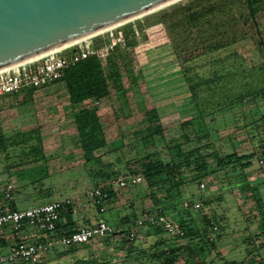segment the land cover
I'll return each mask as SVG.
<instances>
[{"label":"rangeland","instance_id":"obj_1","mask_svg":"<svg viewBox=\"0 0 264 264\" xmlns=\"http://www.w3.org/2000/svg\"><path fill=\"white\" fill-rule=\"evenodd\" d=\"M190 1L192 0H181L160 10H170ZM160 10L98 34L92 39L95 45L101 46L111 32L131 33V29L133 35L130 34V39L134 38L135 42L134 47L128 48L127 52L137 85L133 87L126 75H122L118 86L121 113L116 116L110 99L97 105L98 115L109 141L98 155H101L104 162L117 164L120 168L126 163L125 167L128 169L139 168L137 158L143 153L139 133L146 126L144 109H157L165 128V136L169 139L168 147L160 145L157 151L160 158H170L168 148L184 141L183 130L179 125L197 114L186 92L184 78L204 74L213 67L217 68L219 64L232 70L238 67V63L248 65L259 57L250 26L242 24L225 30L224 37L230 42L233 40V43L219 51L203 52L194 44L187 46L186 52L180 53L179 49L174 48L173 38L164 26L154 23V16ZM256 22L264 39V11L256 17ZM25 93L26 90H23L19 95L0 100V130L5 137H14L31 129H38L46 157V174H24L25 169L30 166L25 163L27 159L20 152L22 146L0 153L1 206L9 207L13 205L12 201L16 209L24 210L52 200L69 199L72 201L73 218L78 227L87 226V220L94 225L96 221L103 219L118 230L124 225L123 218L128 217L133 223L135 216L137 218L142 210H152L153 200H157L167 209L168 217L175 222L182 219L187 223L192 222V226L196 228L200 226L199 215L206 214L211 218L219 233L212 255L208 258L212 264H252L264 257V248L257 249L264 238L256 236L264 214V155L261 148L264 145V133L260 128L258 135L255 126L251 124V114H255L257 110L264 113L263 102L249 103L195 122L198 131L204 126L210 128L208 139L200 143V146H207L203 149V154L215 151L220 158H224L231 154L241 156L253 153L250 167H227L200 181L192 179L195 175L192 168H183L184 182L178 189H169L171 181L165 179V176L158 179L159 183L153 189H148L146 182L142 181L134 188L113 192L108 210L101 216L95 214L96 210L86 195L94 186L88 171L95 164L83 162L73 122L74 112L92 107L93 103L72 108L62 83L36 90L29 101L25 100ZM244 125L248 127H242ZM184 148L187 147L184 145ZM215 164L213 160H209L211 168ZM244 179L248 180L251 187L256 186L262 210L251 197V191L242 186ZM200 183L205 184L203 189H200ZM175 195L176 201L169 204L168 199ZM152 196L154 197L151 199ZM203 200L207 204L199 212L184 211L180 206L182 202ZM162 237L163 234L152 231L144 243L135 246L148 251L156 240H164L165 243L173 240ZM119 243L120 239L117 237L108 242L96 240L86 248L66 256L60 255L62 249H58L48 253L38 264H77L83 258L93 264H159L147 257L125 259L126 250L118 248ZM249 249L252 253L248 256Z\"/></svg>","mask_w":264,"mask_h":264},{"label":"trees","instance_id":"obj_2","mask_svg":"<svg viewBox=\"0 0 264 264\" xmlns=\"http://www.w3.org/2000/svg\"><path fill=\"white\" fill-rule=\"evenodd\" d=\"M263 11L264 0H192L187 4L161 11L154 16V23L164 26L166 32L173 38L174 48L179 49L180 53L186 52V47L194 44H196V47H200L203 52L219 51L233 43V40L230 42L228 38L224 37L226 29L233 28L238 24L250 26L251 36L256 39L255 45L259 57L248 65L238 63V67L232 70L227 69L224 64H219L217 68L213 67L204 74L184 78L186 92L197 114L194 118L179 125L183 130L182 137L184 141L168 148L171 152L170 158H160L157 151L158 146L168 147L169 144V139L165 136V128L161 123L157 109H144L143 115L146 126L139 133L143 153L137 158L138 170L125 167L128 163L120 168L117 164L104 162L101 155H98L101 150L107 147L109 141L102 120L98 115L97 105L105 99H110L111 108L118 116L121 113L120 89L118 86L121 84L122 75H126L133 87L137 85V78L132 70V63L127 52L128 48L135 45L134 38L130 39V34L133 35L132 30L130 29L131 33L129 31L124 33L125 47L115 49L105 62H101L94 57L84 59L65 69L62 78L53 83L63 84L68 102L72 108L88 102L93 103L92 107H85L74 112L73 122L83 162L85 164H95L88 171L94 184L92 188H100L108 193V198L105 200L107 204L113 198L111 183L120 176L139 175L142 181L146 182L148 189H153L159 183L158 179L165 176V179L171 181L169 189H178L184 182L183 168H192L195 174L192 179L200 181L209 174L227 167L240 166L246 169L251 166V161L254 158L253 153L241 156L231 154L224 158H220L215 151L203 154V149L207 146H200V143L202 144L208 139L207 133L210 128L204 126L198 131L195 122L247 106L249 103H264V39L256 22V17ZM216 38L219 39L216 40ZM235 63L237 64L236 61ZM38 89H27L24 95L25 100L29 101ZM251 116L253 118L251 124L255 126L258 135H260V128L264 133V113L257 110ZM242 127L246 128L248 126L244 125ZM184 145L187 148H184ZM20 146H22L20 152L27 159L25 163L30 166L25 169L24 174L27 176H32L35 172L42 175L46 174V157L38 129H31L14 137H5L0 130V153H6L9 148ZM261 146L264 155V145ZM209 160L216 163L214 168L210 167ZM242 182V186L251 191V197L262 210L263 206H261L256 186L251 187L246 179ZM176 196L170 197L168 203L175 202ZM188 202L190 205L194 203L193 201ZM206 202V200L201 202L202 207L207 204ZM159 203L157 200H153L154 208L148 211L159 210L160 213L168 216L167 209ZM9 207L14 208L12 205ZM94 208L96 210L95 214L102 216L99 207L95 206ZM201 209L194 210L190 208L184 211L199 212ZM145 212V210H142L137 218L135 216L134 222ZM60 216L64 220L58 223L57 230L53 235H69L81 228L78 227L73 218L72 205L66 206L61 211ZM198 217L200 226H197L195 222L196 228L192 226V222L187 223L179 219L176 223L169 218L183 231L182 236L170 237L165 230L159 227H147L143 242L127 239L128 233L131 230H136V227L130 218L125 217L122 221L126 228H123V225L114 234L107 235L101 240L108 242L113 237L119 238L120 243L117 247L126 250L125 259L129 260L147 257L159 264H212L211 260L208 261V258L212 255L219 233L218 230L213 231V222L206 214ZM101 220L103 219L96 221L95 224ZM104 221L108 222L107 220ZM86 222L87 226L85 227L95 225H91L90 220ZM257 228V238H264V214ZM152 231H157L163 234V237L173 240L167 243L164 240H156L148 251L135 246V244L144 243ZM163 237L162 239H164ZM263 240L260 241L262 243L257 249L264 248ZM7 244V240L0 236V248H5ZM87 246L88 244L70 246L62 249L59 254L72 255ZM251 253L252 251L249 249L247 255L249 256ZM217 255H220V253H217ZM258 260L257 263L252 264H264V257ZM77 264H93V262L83 258ZM229 264L237 263L230 262Z\"/></svg>","mask_w":264,"mask_h":264},{"label":"built area","instance_id":"obj_3","mask_svg":"<svg viewBox=\"0 0 264 264\" xmlns=\"http://www.w3.org/2000/svg\"><path fill=\"white\" fill-rule=\"evenodd\" d=\"M94 37L85 38L62 49L48 51L34 60L1 69L0 100L19 95L23 90L52 85L62 78L65 69L89 57L105 62L115 49H123L126 44L121 31L111 32L101 46L93 43ZM141 182L139 175L120 176L111 183V190H125L138 186ZM199 187L203 189L205 184L200 183ZM86 195L93 207L98 206L102 215L106 213L107 192L100 188H91ZM71 203L69 199L53 200L24 210L0 205V236L8 243L5 248H0V264H36L44 255L54 250L89 244L116 232L114 226L101 220L94 226L81 227L69 235H53L58 223L64 220L60 216L61 211ZM190 208L201 209L202 203H182L183 210ZM134 226L136 230H131L127 239L135 242L145 240L147 227H159L170 237L183 235V231L159 210L146 211L135 220ZM213 231H217L216 226Z\"/></svg>","mask_w":264,"mask_h":264},{"label":"water","instance_id":"obj_4","mask_svg":"<svg viewBox=\"0 0 264 264\" xmlns=\"http://www.w3.org/2000/svg\"><path fill=\"white\" fill-rule=\"evenodd\" d=\"M175 0H0V70Z\"/></svg>","mask_w":264,"mask_h":264},{"label":"bare ground","instance_id":"obj_5","mask_svg":"<svg viewBox=\"0 0 264 264\" xmlns=\"http://www.w3.org/2000/svg\"><path fill=\"white\" fill-rule=\"evenodd\" d=\"M179 1H181V0H175V1H172V2H170V3H167V4H165V5H162V6H160V7H157V8H155V9H152V10H149V11H147V12L141 13V14H139V15H137V16H134V17H131V18L125 19V20L120 21V22H118V23H116V24H114V25H111V26L107 27V28H104V29H102V30L96 31V32L91 33V34H89V35H86V36H84V37L78 38V39H76V40H74V41H71L70 43H67V44H64V45L58 46V47H56V48L50 49L49 51L62 49V48H64V47H67V46H70V45H72V44H75V43H77V42H79V41H81V40H83V39H85V38L93 37V36H96V35L101 34V33H103V32L113 30V29H115V28H117V27H119V26H121V25H124V24H126V23H128V22H131V21L135 20V19H138V18H141V17H143V16H146V15H148V14H150V13L156 12V11L162 9V8H165V7H167V6H169V5H172V4H174V3H176V2H179ZM160 11H161V10H160ZM46 52H48V51H46ZM46 52L41 53V54L36 55V56H33V57L26 58V59L20 61L19 63H21V62H28V61L34 60V59H36V58H39L40 56L44 55ZM16 64H17V63H16Z\"/></svg>","mask_w":264,"mask_h":264},{"label":"crops","instance_id":"obj_6","mask_svg":"<svg viewBox=\"0 0 264 264\" xmlns=\"http://www.w3.org/2000/svg\"><path fill=\"white\" fill-rule=\"evenodd\" d=\"M52 201H53V200H52ZM12 204H13L12 206H14V202H12ZM2 205H3V204H2ZM4 206H5V205H4ZM14 208H15V206H14Z\"/></svg>","mask_w":264,"mask_h":264}]
</instances>
